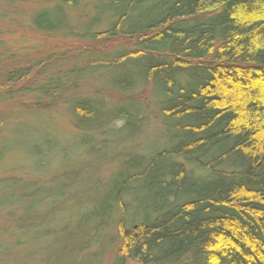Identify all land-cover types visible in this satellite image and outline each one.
I'll return each instance as SVG.
<instances>
[{
  "label": "trees",
  "instance_id": "16d2710c",
  "mask_svg": "<svg viewBox=\"0 0 264 264\" xmlns=\"http://www.w3.org/2000/svg\"><path fill=\"white\" fill-rule=\"evenodd\" d=\"M81 2L54 0L31 23L64 29ZM84 18L82 41L11 60L1 77L9 98L35 95L19 98L31 112L71 91L62 103L80 147L63 168L57 142L33 137L18 172L0 177V213L32 231L17 247L31 242L63 264L70 243L81 246L71 232L63 245V205H76L81 236L98 244L115 229V264H264V0H93ZM87 79L116 98L76 94ZM147 101L164 129L143 150ZM107 164L115 169L101 177Z\"/></svg>",
  "mask_w": 264,
  "mask_h": 264
},
{
  "label": "rangeland",
  "instance_id": "374dc122",
  "mask_svg": "<svg viewBox=\"0 0 264 264\" xmlns=\"http://www.w3.org/2000/svg\"><path fill=\"white\" fill-rule=\"evenodd\" d=\"M93 0H82L79 7L69 12V21L66 28L57 31H42L32 25L31 16L40 9H45L54 3V0H0V82L5 69L11 68L14 62L11 60H17L21 56L44 54L51 49V46L62 47L68 46V44L79 43L81 36L78 37L77 33L79 28L85 27L84 15L89 13L91 2ZM83 22V23H82ZM87 22V21H86ZM71 29H68V27ZM106 25L101 23L97 26V29H105ZM85 41V40H83ZM86 42V41H85ZM60 67V66H58ZM63 69V67L61 68ZM44 76L37 78L35 86L44 82ZM106 86H98L92 79L82 80L78 82V88L76 87V94L82 96H90L101 94L109 99L116 98V93L112 90L106 89ZM63 92V90H62ZM137 96L143 94V88L138 89ZM133 93V94H135ZM72 94L67 91L57 98L54 107L47 108L41 112H31L30 109H23L19 98L26 103L34 104L35 95L32 93L24 95H14L13 98H9V95L0 87V144L7 149L3 158L0 160V177L8 174L11 170L15 169V173L18 172V165L23 162L26 157V151L23 149V145L28 146L29 141L33 137L39 138L42 135H48L53 138L58 148L56 154L59 156L58 163L60 166L63 164V168L66 165H70L73 161V157L77 155V151L80 150L77 138L75 137V129L69 115V111L66 105H63V98ZM132 95V94H131ZM130 95V96H131ZM134 96V95H133ZM132 97V96H131ZM147 99V97H146ZM45 102V100H44ZM148 102L150 112L152 114L151 124L147 128L143 129V136L150 137V140L141 138L143 143V150L147 145L155 143L152 140L159 139L160 133L163 131V126L158 125L160 118L156 116L157 112L154 110L151 102ZM37 103V102H36ZM23 120V125L20 128H16L17 131H13V125H17L19 121ZM118 124V122H114ZM141 133V134H142ZM159 144L162 145L163 141L159 140ZM146 145V146H145ZM156 145L157 147H161ZM22 157L20 156V154ZM52 164V165H51ZM52 170L55 171V162L51 161ZM32 163L24 171L32 168ZM101 177H107L113 173L115 166L107 164L101 166ZM82 184L78 185V190H85ZM78 201H86L83 195H78ZM76 205L66 206L63 205V226L68 222V215L70 219V230L63 232V245H67L70 232L77 238H79L80 245L74 248V242H71V251H63V264H115V255L118 241H115V229L109 228L102 234V238L98 244H94V235L89 232L85 236H81L82 232L76 230L75 223L77 222ZM68 227V224L66 225ZM4 228H9L4 230ZM27 235L22 234L18 229L13 227V224L7 219L5 212L0 213V264H48L45 259L46 256L41 255L45 251L35 253L33 243L29 242L27 246L17 247L15 239L27 240L32 236V231L29 229ZM79 236V237H78ZM79 244V243H78ZM86 245L84 248L83 246ZM82 247V248H81ZM43 258V259H42ZM45 258V259H44ZM88 260V263L85 261ZM127 264H138L136 261H128Z\"/></svg>",
  "mask_w": 264,
  "mask_h": 264
}]
</instances>
